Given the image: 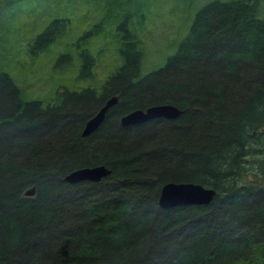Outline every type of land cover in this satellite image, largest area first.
<instances>
[{
    "label": "trees",
    "instance_id": "1",
    "mask_svg": "<svg viewBox=\"0 0 264 264\" xmlns=\"http://www.w3.org/2000/svg\"><path fill=\"white\" fill-rule=\"evenodd\" d=\"M146 1L89 0L99 22L53 64L80 58L77 78L91 81L88 42L111 40L119 64L98 92L59 88L49 103L24 102L0 72V264H264L261 0L205 3L173 54L140 75L142 42L131 24L148 13ZM44 24L27 46L31 60L69 32L66 16ZM111 97L117 103L81 137ZM163 104L180 115L118 123ZM96 166L110 171L98 183L63 181ZM167 183L215 195L207 205L159 209Z\"/></svg>",
    "mask_w": 264,
    "mask_h": 264
},
{
    "label": "rangeland",
    "instance_id": "2",
    "mask_svg": "<svg viewBox=\"0 0 264 264\" xmlns=\"http://www.w3.org/2000/svg\"><path fill=\"white\" fill-rule=\"evenodd\" d=\"M210 1H146L148 13L143 14L140 25L135 22L136 18L131 24L142 42L140 75L160 67L173 54L195 11ZM260 4V16L264 18V0ZM101 14L99 7L91 6L89 0H0V72L10 76L19 88L22 101L49 103L53 100L54 91L59 88L78 91L90 87L97 92L100 90L105 78L119 64L113 50L115 44L111 40L103 42L96 37L88 42L87 49L94 60L91 81L77 78L80 58L78 64L73 57L71 67L59 69L53 64H58V57L67 54V50L73 54L69 45L75 37L99 22ZM62 15L69 19L68 28H63L69 32L31 60L27 46L32 37L51 17Z\"/></svg>",
    "mask_w": 264,
    "mask_h": 264
},
{
    "label": "water",
    "instance_id": "3",
    "mask_svg": "<svg viewBox=\"0 0 264 264\" xmlns=\"http://www.w3.org/2000/svg\"><path fill=\"white\" fill-rule=\"evenodd\" d=\"M117 103V97L107 99L100 109L89 118L81 131V137H85L93 133L102 123L106 111ZM180 115V111L173 105L163 104L149 106L141 110H133L119 118L121 127L135 126L144 122L163 119L166 121L175 120ZM110 171L103 166L90 168H82L68 173L63 181L67 184H76L79 182L98 183L101 179L106 178ZM24 196L33 195V188L26 190ZM215 192L206 189L200 185L190 183H167L164 184L157 198V206L159 209H169L180 206L190 205H207L212 200Z\"/></svg>",
    "mask_w": 264,
    "mask_h": 264
},
{
    "label": "bare ground",
    "instance_id": "4",
    "mask_svg": "<svg viewBox=\"0 0 264 264\" xmlns=\"http://www.w3.org/2000/svg\"><path fill=\"white\" fill-rule=\"evenodd\" d=\"M204 188V187H203ZM214 191V190H213ZM215 192V191H214ZM196 206V205H195ZM200 206V205H199ZM167 210V209H166Z\"/></svg>",
    "mask_w": 264,
    "mask_h": 264
},
{
    "label": "flooded vegetation",
    "instance_id": "5",
    "mask_svg": "<svg viewBox=\"0 0 264 264\" xmlns=\"http://www.w3.org/2000/svg\"><path fill=\"white\" fill-rule=\"evenodd\" d=\"M100 109V108H99ZM99 127V126H98ZM89 136V135H88Z\"/></svg>",
    "mask_w": 264,
    "mask_h": 264
}]
</instances>
